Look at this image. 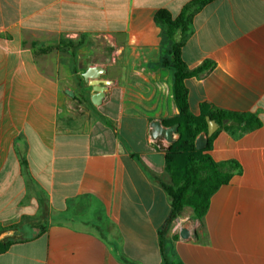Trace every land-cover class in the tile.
I'll use <instances>...</instances> for the list:
<instances>
[{
  "label": "crops",
  "instance_id": "1",
  "mask_svg": "<svg viewBox=\"0 0 264 264\" xmlns=\"http://www.w3.org/2000/svg\"><path fill=\"white\" fill-rule=\"evenodd\" d=\"M189 1L0 0V264H264V0H212L192 18L181 60L211 67L185 81L190 112L261 126L218 131L211 158L241 172L200 221L184 207L166 225V150L149 129L178 109L155 14ZM87 64L110 82L98 106Z\"/></svg>",
  "mask_w": 264,
  "mask_h": 264
},
{
  "label": "trees",
  "instance_id": "2",
  "mask_svg": "<svg viewBox=\"0 0 264 264\" xmlns=\"http://www.w3.org/2000/svg\"><path fill=\"white\" fill-rule=\"evenodd\" d=\"M212 0H190L172 17L167 10H159L155 21L163 28L165 38L171 42L166 56L160 59V65L172 72L173 95L178 115L172 120H163L164 125L178 123L177 140L165 151V172L169 184L164 189L170 199V212L166 225L172 223L184 207L193 211L192 221H200L205 215L211 196L226 185L234 174L241 172V167L233 160L215 162L209 151L218 131L224 130L232 137L261 126L260 119L252 113L223 110L213 106L201 105L200 114L194 115L189 110L186 79L197 76L211 67L203 63L195 70H188L180 57V48L190 34L194 14ZM213 120L218 129L209 138L203 150L194 147L195 137L206 130L205 117ZM8 244L0 242V253ZM164 264H180L169 263Z\"/></svg>",
  "mask_w": 264,
  "mask_h": 264
},
{
  "label": "water",
  "instance_id": "3",
  "mask_svg": "<svg viewBox=\"0 0 264 264\" xmlns=\"http://www.w3.org/2000/svg\"><path fill=\"white\" fill-rule=\"evenodd\" d=\"M104 72L105 70L101 67L87 64L86 69L81 73L83 82L90 87L92 92L89 96V100L95 106L101 103L105 90L110 83L109 80L101 78ZM66 93L71 94L68 90ZM205 120L207 125L206 130L200 132L194 139V147L196 150H203L208 143V138L218 129V125L213 120H210L208 116L205 117ZM178 126V123L167 126L160 120H152L149 129L151 142L159 149L167 150L169 145L177 140L176 132Z\"/></svg>",
  "mask_w": 264,
  "mask_h": 264
}]
</instances>
